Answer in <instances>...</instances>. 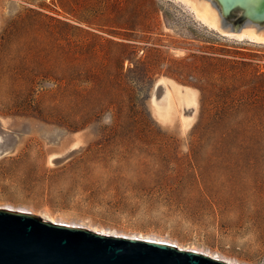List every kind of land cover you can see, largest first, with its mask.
Instances as JSON below:
<instances>
[{"label":"rangeland","instance_id":"rangeland-1","mask_svg":"<svg viewBox=\"0 0 264 264\" xmlns=\"http://www.w3.org/2000/svg\"><path fill=\"white\" fill-rule=\"evenodd\" d=\"M258 77L175 0H0V209L264 264Z\"/></svg>","mask_w":264,"mask_h":264},{"label":"water","instance_id":"water-1","mask_svg":"<svg viewBox=\"0 0 264 264\" xmlns=\"http://www.w3.org/2000/svg\"><path fill=\"white\" fill-rule=\"evenodd\" d=\"M213 29L264 43V0H184ZM0 264H230L151 241L107 236L0 209Z\"/></svg>","mask_w":264,"mask_h":264},{"label":"bare ground","instance_id":"bare-ground-1","mask_svg":"<svg viewBox=\"0 0 264 264\" xmlns=\"http://www.w3.org/2000/svg\"><path fill=\"white\" fill-rule=\"evenodd\" d=\"M176 3L179 2V3H182L184 5V7H186L194 16V18L203 26H205L206 28H208L209 30L211 31H214L222 36H225L227 38H230V39H233V40H236V41H239V42H249V43H253V44H258V45H264V43H257V42H251V41H248L246 40L243 36L241 35H228V34H225V33H221L215 29H213L212 27H210L209 25H207L197 14L196 10L194 9V7H192L189 3H187L186 1L184 0H175ZM44 220L46 221H50V222H53L55 223L54 221H51V220H48V219H45L43 218ZM97 231V230H96ZM97 233H100V232H97ZM103 235H106L104 233H101ZM107 236H110V235H107Z\"/></svg>","mask_w":264,"mask_h":264},{"label":"trees","instance_id":"trees-1","mask_svg":"<svg viewBox=\"0 0 264 264\" xmlns=\"http://www.w3.org/2000/svg\"><path fill=\"white\" fill-rule=\"evenodd\" d=\"M255 82L257 84H261L264 81H263V78L258 77L255 79ZM244 104H246V103L245 102L240 103V105H243V106H244ZM250 105H252V110L255 111L258 114V116H262V112L264 111V104L260 103V101L257 100L253 104L247 103V106H250Z\"/></svg>","mask_w":264,"mask_h":264}]
</instances>
